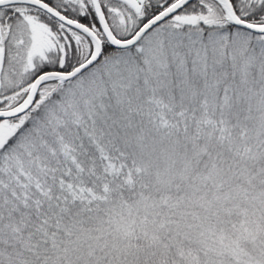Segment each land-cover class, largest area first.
Listing matches in <instances>:
<instances>
[{
    "label": "snow or ice",
    "instance_id": "snow-or-ice-1",
    "mask_svg": "<svg viewBox=\"0 0 264 264\" xmlns=\"http://www.w3.org/2000/svg\"><path fill=\"white\" fill-rule=\"evenodd\" d=\"M0 264H264V0H0Z\"/></svg>",
    "mask_w": 264,
    "mask_h": 264
}]
</instances>
